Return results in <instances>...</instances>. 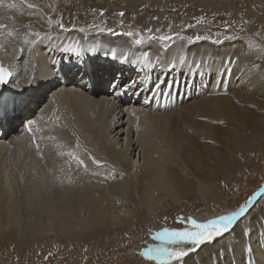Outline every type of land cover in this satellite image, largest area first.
I'll return each mask as SVG.
<instances>
[{"label": "bare ground", "instance_id": "bare-ground-1", "mask_svg": "<svg viewBox=\"0 0 264 264\" xmlns=\"http://www.w3.org/2000/svg\"><path fill=\"white\" fill-rule=\"evenodd\" d=\"M24 1L0 0V61L15 72L0 95H8L11 105L5 134L11 136L26 120L35 121L40 148L24 136L0 138V243H6L7 233L15 236L22 250L33 237L39 243L42 237H64L69 232L81 239L97 232H122L125 226L136 225L134 213L160 211L164 216L198 195L215 200L220 196L217 179L244 181L245 176L237 174L239 167L251 172L260 168L264 55L247 56L242 43L218 47L210 40L190 44L180 37L167 49L156 40L135 45L124 33L47 24ZM118 1L135 11L153 7V0ZM141 34L154 37L151 32ZM94 44L99 46L91 54L93 59L98 53L113 55L116 49L124 60L134 62L135 75L121 85L130 90L128 99L139 96L137 103L143 100L151 107L131 108L127 102H115L105 88L91 93L79 68L55 72L58 58L74 53L88 57ZM145 52L147 61L142 59ZM114 68V64H99L95 74L99 80H115ZM62 77L67 85H60ZM68 152L83 159L87 167L73 156L60 154ZM89 153L101 164H95ZM92 196L110 199L109 210L101 211ZM72 211L87 213L68 219L59 214ZM225 213L188 214L181 220L191 226L189 218L203 222ZM240 218L232 226L237 228L236 237L245 229ZM257 225L264 229V224ZM154 233L152 238L159 242ZM228 237L224 234L216 242L200 245L183 258V264H230L228 259H217L227 252L230 260L247 264L240 258V245L231 251ZM63 239L61 245L72 243ZM251 244L259 251L258 245ZM108 249L113 254L119 247L108 245ZM253 257L257 261L253 264H264V255Z\"/></svg>", "mask_w": 264, "mask_h": 264}, {"label": "rangeland", "instance_id": "rangeland-1", "mask_svg": "<svg viewBox=\"0 0 264 264\" xmlns=\"http://www.w3.org/2000/svg\"><path fill=\"white\" fill-rule=\"evenodd\" d=\"M21 1L25 2L24 0ZM26 1L27 5L37 11L40 18L44 19L47 24L51 22L57 26L60 24L65 26L74 25L77 28L82 26L89 28L94 25V28L106 32L114 31L115 33L126 34L132 31L138 35L142 31L146 34L151 29L154 37L171 35L173 40L179 37H191L192 42L187 40L190 44L195 41L204 43L206 40H210L218 47L242 43L247 56L264 55L263 2L250 5L248 2L241 0H232L233 3L221 0H205L206 2H200L199 0H153L151 2L153 7H140L139 10L135 11V9L128 8L118 0ZM120 13H123V16ZM189 25H192V27H189ZM197 35L210 38L195 40ZM216 41L220 42L217 43ZM169 43L171 44V42ZM252 157L254 161L255 155L253 153ZM237 174L245 176V180L236 183L229 179H217L215 181L217 191L220 192V196L215 200L198 195L192 200L185 201L184 207L178 205L171 208L164 216L160 211L154 212L152 215H148L146 211L141 215L134 213L132 218L136 225L125 226V231L122 232L115 231L114 234H111L110 231L104 234L97 232L95 236L87 239L76 238L69 232L64 237L58 234L55 238L52 237L53 235L42 237L39 243L35 242V237H33L29 238L28 247L25 246L22 250L17 248L15 236H10L7 233L3 236V239L7 240L6 243L5 241L0 243V264H155L154 261H149L142 256L141 252L144 248L159 243L152 238L153 233L158 228L188 227L191 229V226L182 222L181 217L188 214L207 217L239 208L241 204H244L255 193H258L261 187H264V159L260 168L251 172L250 170L247 171L245 167H239ZM91 180V182H95L94 179ZM92 198L99 201L97 205L100 206L101 211L109 210L110 199L99 198V196H92ZM252 204V207L249 206L248 211L240 218L242 226L245 227L241 234L236 237L235 230L237 228L235 227L225 233L229 236L228 241L232 244L231 251L238 250L236 246L239 247L240 245L242 249L240 258L243 257L242 260L247 264H253V261H256L253 257L254 254L264 255V229L263 226L257 225L258 222L261 225L264 224V195H260L257 201H253ZM85 213L87 212L72 211L71 213L62 212L59 214L68 219L69 217L78 218ZM62 237L66 241H72V243L61 245V241L64 240ZM49 239L54 242L51 243ZM236 241L237 244H235ZM251 241L259 246V251L254 250ZM211 242L216 241L214 239ZM117 244L119 250L112 254L108 249V245L117 246ZM190 246L184 245L185 249ZM199 247L193 252H197ZM228 255H230V252L221 253L217 259L219 262H223L225 258L229 260L230 264H237V261L230 260ZM107 258L108 261H105ZM68 261L71 262L68 263Z\"/></svg>", "mask_w": 264, "mask_h": 264}, {"label": "snow or ice", "instance_id": "snow-or-ice-1", "mask_svg": "<svg viewBox=\"0 0 264 264\" xmlns=\"http://www.w3.org/2000/svg\"><path fill=\"white\" fill-rule=\"evenodd\" d=\"M123 16V13H120ZM202 19V18H201ZM63 28V24L59 25ZM92 27H95L94 25ZM192 27V25H189ZM83 31V29H81ZM111 31V29H109ZM151 32V29L148 30ZM38 35V34H37ZM126 35L132 38V41L135 45H142L146 42V40H156L160 42L164 49L169 48L170 43H175L173 37L171 35L165 36H149L145 37L144 35L140 34L139 38H137L138 34L132 31L126 33ZM177 36L179 34H176ZM210 37L200 36L197 35L195 40L201 39H209ZM180 39H187L189 42H192L191 37H180ZM27 42V38H26ZM219 43L220 41H216ZM98 44L90 45V51H96ZM76 51L75 48L68 49L66 48L65 51ZM116 49H112L113 56L116 55ZM142 59L147 61L149 59V53L145 52L143 54ZM159 59V57H157ZM12 76V73L7 69L2 62H0V86L7 84L8 79ZM29 132H32L33 129L31 126L28 128ZM54 139V137H53ZM37 150L39 151V143L36 144ZM75 147L78 149L80 147L79 140L77 139V143ZM87 152V150H85ZM61 155H69L73 156L72 152L68 153H60ZM89 158L92 161L100 165L101 161L92 157L89 153ZM41 156L43 154L41 153ZM74 159H78L77 157L73 156ZM78 163L83 165L85 168L87 165L84 163L83 159H78ZM264 195V187H261L258 193H255L253 197H250L248 201L244 204H241L239 208L235 211H230L222 215H217L211 219H207L203 222H198L196 219L189 218V223L191 224V229L188 227L184 228H163L160 231L154 233L155 239L159 241L158 244H154L144 248L141 252V255L144 256L149 261H154L155 264H183V258L186 257L190 252H193L198 248L200 245L205 244L207 242L213 241L217 237L223 236L225 233L229 232L232 228L235 221L238 220L248 209L251 205L252 200L255 196ZM191 245L185 249L184 245Z\"/></svg>", "mask_w": 264, "mask_h": 264}, {"label": "water", "instance_id": "water-1", "mask_svg": "<svg viewBox=\"0 0 264 264\" xmlns=\"http://www.w3.org/2000/svg\"><path fill=\"white\" fill-rule=\"evenodd\" d=\"M257 197H259V196H257ZM248 209H249V207H248ZM248 209H247V211H248Z\"/></svg>", "mask_w": 264, "mask_h": 264}]
</instances>
